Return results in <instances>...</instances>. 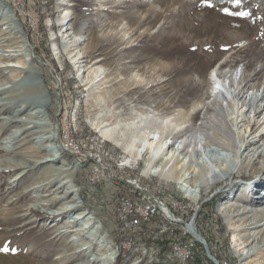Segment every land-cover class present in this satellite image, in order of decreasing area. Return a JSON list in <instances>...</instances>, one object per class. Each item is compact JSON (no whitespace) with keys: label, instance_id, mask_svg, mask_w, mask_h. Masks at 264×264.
<instances>
[{"label":"rangeland","instance_id":"rangeland-1","mask_svg":"<svg viewBox=\"0 0 264 264\" xmlns=\"http://www.w3.org/2000/svg\"><path fill=\"white\" fill-rule=\"evenodd\" d=\"M240 1L242 5L236 0H0V88H4L0 98L14 91L16 81L30 79L24 91L28 96L43 92L50 122L43 135L54 137L40 144V138H23L28 130L19 132L16 150L32 159L35 167L27 174L23 169L0 172V264H101L92 260L102 255L99 243L115 252L112 264H181V256L172 250L184 229L163 212L139 226L126 224L125 232H135L128 236L131 241L120 234L122 221L116 219L115 209L121 196L139 199L143 191L166 204L183 201L188 212L210 203L192 226L205 237L212 255L201 242H193L198 258L194 264H253L239 255L233 241L235 234L242 237L244 232L232 230L219 208L229 199L248 203L253 192L262 195L264 187L254 184L264 181V172L254 175L248 169L227 178L223 171L202 190L194 187L198 171L206 172L211 164L218 169L214 159L235 157L233 148L223 149L216 140L228 142L232 136L241 147V135L257 123L255 135L261 139L256 147L258 152L264 149V0ZM9 15L22 31L15 24L9 26ZM231 79L236 80L229 89L233 100L220 90ZM19 104L21 118H37V105ZM16 108L1 111L0 147L9 143L7 136L24 127L6 124ZM220 109L228 121L236 120L234 126L229 123L230 134H215L209 126L218 123L215 115ZM152 113L169 115L170 121L181 114L186 118L176 130L178 141L171 134L163 136L168 154L182 149L180 141L191 135L192 127L204 125L195 163H189L187 149L176 157L182 182L153 174L144 151L137 157L123 145L143 150L140 136L150 137L149 129H143L146 124L141 122L140 130L126 124L140 123L141 114ZM97 119H105L106 127L124 128L123 143L103 136L93 124ZM56 153L58 162L40 166L34 162ZM1 155L6 156L2 149ZM240 163H233L235 172ZM69 184L76 189L79 208L61 215L48 213L45 209L56 210L72 201L70 196L61 197ZM261 206L264 210V203ZM79 210L96 217L99 230L93 236L99 242L85 237L72 240L80 231L62 227L66 215ZM139 211L132 210V216ZM193 217L191 212L188 223ZM251 230L256 236L242 247L264 264V224ZM224 237L229 248L223 246Z\"/></svg>","mask_w":264,"mask_h":264},{"label":"bare ground","instance_id":"bare-ground-1","mask_svg":"<svg viewBox=\"0 0 264 264\" xmlns=\"http://www.w3.org/2000/svg\"><path fill=\"white\" fill-rule=\"evenodd\" d=\"M236 4L242 5L243 3L240 1V3H236ZM14 18L15 17L12 15H9L6 17L8 23H10L9 26H11L12 24L16 25V23L14 22ZM15 25H14V27L17 26V25L15 26ZM18 28L19 27L17 26V30L20 31L21 29H18ZM22 46H25V45H22ZM16 55H18V54L16 53ZM81 58H85V54ZM86 61H87V59H86ZM82 62H85V61H82ZM27 72H28V70H27ZM218 78H220L222 80V78L220 76H218ZM30 82H31V80L27 79V78L16 81L15 85H14L15 89L13 88L14 91L12 93L9 92L10 94L6 97L0 98V115H1V111L4 109H8L11 106H17L18 107L15 109V111L12 114H10L7 117L6 124L16 122L18 124L24 125V127L21 130L17 131V134L10 136V137L7 136L6 138H9V141H8L9 143H7L4 146L2 145V147H0V149H2L3 151L6 152V156L1 155L2 157L0 158V172H3V170H9V169L12 172L14 170L23 169L22 171H25L27 174L31 171V169H33L35 167V165L31 164V162H33L32 159L25 158L26 155H23V154L20 155V152H17V150H16L15 144L19 142L18 138H19V136H21L18 134L19 132L25 133L28 130L27 134L23 138H26L27 140H34L35 138H40V142L36 140L40 144L42 143V141L44 139H51V140L54 139V137H52V135H43L44 134L43 131L44 130L47 131L48 127L50 126V124H49L50 122L48 121V116L46 115V112L44 110V108H46V106L48 104H47V100L44 98L43 92H41L39 95H36V96H32L33 94L31 95V93H30V96H28V95H26L27 94L26 91H24L26 89V87H28V84H30ZM235 83H236V80L231 79L229 86L228 87L225 86L226 89L225 88L223 89L220 87V90H222L223 92L226 91L225 93L226 94L228 93V95H230L232 100H233V94H232L231 90H229V89L232 88L235 85ZM3 91H4V88L3 87L0 88V94ZM218 93H220V95L223 96V93H221V91H219ZM23 101H30L33 104L38 106L36 111H35L37 113V118L34 119L31 116H28L26 119H23L20 117V115L22 113L23 106H21L19 104V102H23ZM245 105L247 106L246 103H244L242 106H245ZM229 106H228L229 108H232V109L234 108L233 105H229ZM208 111H209V108H208ZM35 112H33V113L35 114ZM47 112H49V111H47ZM211 112L213 113V111H211ZM258 112L259 111L256 110V114ZM210 113L208 112V114H210ZM219 115L218 116L215 115L216 116L215 118L218 120V123L212 122L209 125L210 128L214 129L215 134H216V132L217 133L223 132L226 134H230L229 129H231V128L229 126V123L234 126L236 124L235 123L236 120L232 119V120L228 121L226 119V117L223 116V112L221 109H220ZM140 117H141L140 123L139 122H130V123L126 124V126H133L134 125L136 127H139V130H140L142 123L144 122L146 124V126L143 127V129H149L150 137L146 138V135L144 137L140 136L139 139L141 140L142 145L144 147L143 150H140V148H135V147L133 148L131 144L123 143V138H122L123 134L121 132H125L124 128L106 127L108 125H106L104 123L105 119H102V120L97 119V121H95L93 124L96 126L97 129H99V131L102 133L103 136H105L106 138H109L113 141H116L117 143H120V144L123 143V145H125V147H127L129 152L132 153L133 155L139 157L142 154V151H144L146 154L145 155L146 165H147L148 169L150 170V172H152L155 175H160V176H162L164 178H168V179H174V177H177L179 172H181L182 167L177 165L175 160L183 153V150H185V149H187L188 152L190 153L189 163L190 164L195 163V160H194L195 152L197 150V147L199 145H201V141H198V139L200 136H202V137L204 136V132H203L204 131V125H202V123L199 125H196L190 129V132H191V135L189 134L190 136H183L182 135L183 137L180 141L181 142L180 144L182 145V149L180 151L178 148V149H176V151L175 150L171 151V153L168 154L167 149L164 150V146H167V141L164 140L163 136L165 134H167L166 137L172 135V138L174 140L178 141L177 139H175L176 138L175 136L179 131H176V130H180V128H181L180 125L185 121L184 115L181 114L180 116H178L177 118L175 117L171 121L169 120L170 119L169 115L168 116L166 115L164 117H160V116L156 115L155 113H152L149 115L147 114V115H145V117H144V114H141ZM3 118L4 117L0 116V120L1 119L4 120ZM244 120L245 119H242L241 121H244ZM252 120L253 119H250L249 121L251 122ZM205 121H206V119H205ZM1 123H3V122H1ZM29 123H32L33 125L28 126ZM6 124H4V125H6ZM173 124H175V125H173ZM256 125H257V123H254V125L252 126L251 131L249 133L241 135V142L243 141V144L241 147L242 148L244 147L243 151L240 150L241 147H239V143L236 140L237 138L234 139L231 136L229 138L228 142H225L224 140L222 142V141L215 139L216 142L223 149H228L229 147L233 148L235 151V157L230 158V156H226V157H224V156L220 157L219 156L218 158L214 159V162H216V166H219L218 169L211 164V165H208L206 172L198 171L196 178L199 181L197 184H194V187L196 188V190L199 189V191H200L202 185L209 183L210 180L217 178V174L221 173L223 171L227 173V178H229V176H234L235 174L243 173V172L247 171L248 169H250L251 174H254V175L258 174V173L261 174L264 172V149L261 152H258V148L256 147L258 145L260 139H261V138H258V135H255ZM38 133H42V135L40 134L39 136H35ZM184 133H186V132H184ZM169 134H171V135H169ZM209 142H211V141H209ZM44 148L47 149V146ZM167 148H170V145ZM58 153L54 154L50 158L48 155L42 156L40 160H36L34 162H36V165H38V166H40L44 163L46 165V163H48V162H50V163L51 162L54 163L56 161L58 162L59 154H60V153L59 154ZM18 156H20V157H18ZM238 159H239V162H238ZM155 160H157L158 162L153 163ZM233 163H235L236 166L240 163V166L237 169V172H235V170L233 169V165H234ZM221 165H222V167H221ZM183 178H184L183 175L178 176L177 177L178 182L179 181L182 182V180H184ZM69 181L70 180H68L64 183L65 184L69 183ZM191 184H193V183H191ZM254 185L257 188L258 187L263 188L264 187V181L261 183H256ZM251 186H253V185H251ZM244 189H247V187L244 186V188L241 189L242 194H243ZM64 190H66V191H64V193L60 192V193L64 194V195H61V197L66 198V197L70 196L72 198V201L67 203V205L62 206L56 210L51 211V210L45 209L46 211H48V213L53 214V215H59V214L61 215V213H67L69 211H72L78 206V201H77V197H76L77 193H76V189L74 188V186L69 184V186H67V189H64ZM60 193H58V194H60ZM263 194L257 195V194H255V192H253L252 195L250 196L249 200H248V203H246L244 201H243L244 203H242V200H238V199H236V200H233V199L230 200L229 199L228 201H226L225 204L220 205V208H219L221 215L224 217L226 222L230 225L232 230H234V231L240 230V231L244 232L243 234H240V235H242V237H237V235L235 234L233 236V241L235 243V246L237 248L239 255L241 257L245 256L243 259H247L250 261V263H253V264H260V263H257V261L252 258V256L254 255L253 252H250V250L245 252V250L242 247V244L245 243L247 241V239L252 238L254 235L256 236V233L254 234L252 230L250 231L251 228L258 227V226H261L264 224V223L260 222L261 220H264V219L260 218V216H264V210H263V208H261L262 207L261 204L264 203V195ZM258 196H259V198H258ZM240 198H243V197H240ZM252 201H254L256 204L258 203V205L252 204L253 203ZM166 205H168V204L163 202V208H164V210H166V212L168 214L166 216L169 217V219H173L174 221L181 223L180 219L174 218L175 217V210L169 206H168L169 208H167ZM79 206H78V208H79ZM47 207H48V205H47ZM44 208H46V207H44ZM159 213H160V211H150V213H149V212H141V210H140L138 212V215L132 216L133 220H136V221L133 222V224H127V225H129V226L142 225L143 223L151 220L155 215H157ZM115 216H116V219H118L117 207L115 209ZM96 222H97L96 217L94 215L89 216V212H85L84 210H79L75 214H72V215L67 214L66 218H65V223L62 227L67 229L65 231H70V232L77 231V230L80 231L78 233L77 237H74L72 240L80 239V238L83 239V237H85L88 239L90 238L91 240H94L95 242H97L98 238L93 236V233L95 232V234H97V231L99 230V225L95 226ZM185 228L192 236H194L196 238L197 241H200L204 246L207 245L206 244L207 241H206L205 237H203L202 234L199 231H197L196 227L193 228V226L191 224V225H189L190 230H188V225ZM119 231L121 234L120 228H119ZM244 238H245V240H243V241L240 240V239H244ZM90 246H91V244H88L87 246H85L83 248L87 249ZM98 247L102 251V255L94 257V258H92V260L100 261L101 264H112V262L114 261V258L116 256L115 252H113L112 249L109 246H107V244L101 243V245H100V243H99ZM206 248H207L209 254L212 255L208 245L206 246ZM252 248H255V246ZM106 249H107V251H106ZM241 250H242V252H241Z\"/></svg>","mask_w":264,"mask_h":264},{"label":"built area","instance_id":"built-area-1","mask_svg":"<svg viewBox=\"0 0 264 264\" xmlns=\"http://www.w3.org/2000/svg\"><path fill=\"white\" fill-rule=\"evenodd\" d=\"M130 183L133 185L132 182ZM133 187H135V185H133ZM136 189L143 191V188ZM131 196L132 195L121 196L120 201L117 204L118 220L122 221V228H120L121 233L126 237V241L128 242L132 240V238L130 239L128 236L135 234V232H125V225L133 224V222L136 221L133 220L132 210H141V212L149 213L150 211H160L168 215L166 210L163 208L164 201L159 202L160 200L158 201L156 197H150L144 193V191L142 196L138 197L139 199H134ZM175 201H172L170 204L166 205V207H171L175 210L176 216L174 218L181 220V228L184 229V231L182 232L181 236H177V241L173 242L174 250L172 251H177L178 256H181V264H194L198 258L194 257L193 242L200 241H197L196 238L185 229V227L192 223L195 224L196 220L199 218L198 215L200 209L196 208L191 210V212L195 214V217H193L195 219L188 223L187 217L190 216L191 212H188L187 206L184 205L183 201ZM165 233L168 234V232Z\"/></svg>","mask_w":264,"mask_h":264},{"label":"trees","instance_id":"trees-1","mask_svg":"<svg viewBox=\"0 0 264 264\" xmlns=\"http://www.w3.org/2000/svg\"><path fill=\"white\" fill-rule=\"evenodd\" d=\"M42 22H44V20H43V21L41 20V24H42ZM206 204H210V203H209V202H204V203L202 204V207H203V208H201L202 210L199 211V214H202V212L204 211V210H203V209H204V206H205ZM211 207H213V203H211ZM210 211H212V209H210ZM222 243H223V246H224V247L229 248V244H230V243H229V239H228L227 237H224V238H223ZM122 254H123V253L118 254V258H120Z\"/></svg>","mask_w":264,"mask_h":264},{"label":"snow or ice","instance_id":"snow-or-ice-1","mask_svg":"<svg viewBox=\"0 0 264 264\" xmlns=\"http://www.w3.org/2000/svg\"><path fill=\"white\" fill-rule=\"evenodd\" d=\"M236 3H240V0H236Z\"/></svg>","mask_w":264,"mask_h":264},{"label":"water","instance_id":"water-1","mask_svg":"<svg viewBox=\"0 0 264 264\" xmlns=\"http://www.w3.org/2000/svg\"><path fill=\"white\" fill-rule=\"evenodd\" d=\"M206 246H207V245H206ZM206 246H205V247H206ZM209 256H210V255H209Z\"/></svg>","mask_w":264,"mask_h":264}]
</instances>
